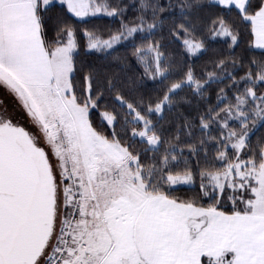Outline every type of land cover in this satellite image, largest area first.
<instances>
[{
  "label": "snow or ice",
  "instance_id": "obj_1",
  "mask_svg": "<svg viewBox=\"0 0 264 264\" xmlns=\"http://www.w3.org/2000/svg\"><path fill=\"white\" fill-rule=\"evenodd\" d=\"M0 90V264H264V0H0Z\"/></svg>",
  "mask_w": 264,
  "mask_h": 264
},
{
  "label": "trees",
  "instance_id": "obj_2",
  "mask_svg": "<svg viewBox=\"0 0 264 264\" xmlns=\"http://www.w3.org/2000/svg\"><path fill=\"white\" fill-rule=\"evenodd\" d=\"M124 2H125V3H131L132 0H124ZM129 14H131V13H129ZM104 20H105V22H107V21H108V18L105 17ZM214 47H218V46H217V45H214ZM211 55H213V53H212V52H209V53H208V56L204 57L203 60L197 62V70H198V71H199V69H200V66H202L203 63H204V62L208 59V57L211 56ZM149 83H151V82L149 81ZM211 100H212L213 103H215V96H214V95L211 97ZM253 140H255V137H253Z\"/></svg>",
  "mask_w": 264,
  "mask_h": 264
},
{
  "label": "rangeland",
  "instance_id": "obj_3",
  "mask_svg": "<svg viewBox=\"0 0 264 264\" xmlns=\"http://www.w3.org/2000/svg\"><path fill=\"white\" fill-rule=\"evenodd\" d=\"M0 98H4V93L2 90H0ZM6 102L9 104V106H12L11 98H6Z\"/></svg>",
  "mask_w": 264,
  "mask_h": 264
}]
</instances>
